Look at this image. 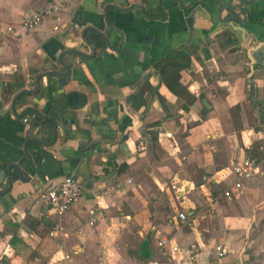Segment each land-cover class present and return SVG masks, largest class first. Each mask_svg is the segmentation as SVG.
<instances>
[{"label": "crops", "instance_id": "1", "mask_svg": "<svg viewBox=\"0 0 264 264\" xmlns=\"http://www.w3.org/2000/svg\"><path fill=\"white\" fill-rule=\"evenodd\" d=\"M263 44L264 0H0V264H264ZM67 176L61 221L35 198Z\"/></svg>", "mask_w": 264, "mask_h": 264}, {"label": "built area", "instance_id": "2", "mask_svg": "<svg viewBox=\"0 0 264 264\" xmlns=\"http://www.w3.org/2000/svg\"><path fill=\"white\" fill-rule=\"evenodd\" d=\"M43 20L44 15L40 13L29 14L24 17L22 24L27 30H33L40 25ZM12 29L13 28L10 27L8 31H11ZM25 121H27V119H25ZM256 168V163L248 157H242L237 160L234 166L235 188L240 189L244 179L254 176ZM82 193L83 187L79 180L74 176H67L57 185L41 190L35 198V201L39 206L52 211L56 217L62 221L74 203L82 196ZM225 194L230 196V190H227ZM180 218L182 220H186L187 213H180ZM61 221L55 225L53 231L51 232L52 235H55V233L58 232L62 234L65 232ZM159 247L162 255L172 256L173 251L179 250V247L173 244L171 239L168 237L160 239ZM149 264H157V261L149 262Z\"/></svg>", "mask_w": 264, "mask_h": 264}, {"label": "trees", "instance_id": "3", "mask_svg": "<svg viewBox=\"0 0 264 264\" xmlns=\"http://www.w3.org/2000/svg\"><path fill=\"white\" fill-rule=\"evenodd\" d=\"M90 40H92L94 46L104 45V41H102L104 40L102 34L94 30L91 31ZM175 58L176 56L173 53H170L167 57V64H165V66L162 68V71L165 70L164 80L166 84L172 89H175L176 85L179 83V80L181 78V70L189 66V62H177ZM142 94L143 93H138L136 95H133L131 98L141 97ZM35 119L41 123L50 121V118L40 114L36 116Z\"/></svg>", "mask_w": 264, "mask_h": 264}, {"label": "water", "instance_id": "4", "mask_svg": "<svg viewBox=\"0 0 264 264\" xmlns=\"http://www.w3.org/2000/svg\"><path fill=\"white\" fill-rule=\"evenodd\" d=\"M90 43V42H89ZM94 48L95 46L90 43ZM258 50V51H257ZM253 51V56H254V60L256 61V63H260V64H264V44L259 46V48L257 49H254L252 50ZM83 54V53H82ZM84 56H87V57H92V56H95V53L93 55H86V54H83ZM59 62L66 68V71H58V70H55V71H50V72H45V73H41L37 76L36 78V84L38 86V89L36 92H39L40 89H41V78L47 74H57L61 77V80L64 81H67V78L71 75L72 73V69H71V66L66 64L63 60H62V56L60 57L59 59ZM62 82V81H61ZM19 95H17V97L15 98L13 104H12V108L14 106V103L15 101L17 100ZM13 180V177H12V174L9 173V182H10V187L12 186V181Z\"/></svg>", "mask_w": 264, "mask_h": 264}]
</instances>
